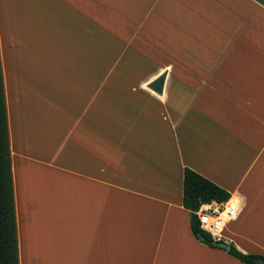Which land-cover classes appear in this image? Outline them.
I'll use <instances>...</instances> for the list:
<instances>
[{
  "label": "crops",
  "instance_id": "obj_1",
  "mask_svg": "<svg viewBox=\"0 0 264 264\" xmlns=\"http://www.w3.org/2000/svg\"><path fill=\"white\" fill-rule=\"evenodd\" d=\"M0 3L20 264H245L195 236L186 167L238 202L228 243L264 255V0ZM93 25L130 27L110 68Z\"/></svg>",
  "mask_w": 264,
  "mask_h": 264
},
{
  "label": "trees",
  "instance_id": "obj_2",
  "mask_svg": "<svg viewBox=\"0 0 264 264\" xmlns=\"http://www.w3.org/2000/svg\"><path fill=\"white\" fill-rule=\"evenodd\" d=\"M231 196L226 188L190 167L185 168L183 205L190 210L192 230L200 241L216 246L212 236L201 228L196 211L204 203H223L230 200ZM16 207L11 136L0 52V264H20ZM227 250L245 264H261L257 259L264 257L258 253H245L234 243Z\"/></svg>",
  "mask_w": 264,
  "mask_h": 264
},
{
  "label": "rangeland",
  "instance_id": "obj_3",
  "mask_svg": "<svg viewBox=\"0 0 264 264\" xmlns=\"http://www.w3.org/2000/svg\"><path fill=\"white\" fill-rule=\"evenodd\" d=\"M0 5H1V14H3V3H0ZM104 28H106V27H102L101 25H93L92 26L93 36L94 37L101 36L102 30ZM107 31H108V35L110 34L109 37H112V40L110 41V40L106 39V41L103 40L102 42H100L98 40V42L96 44V48H99L100 50H103V51L107 50L109 52V55H110V57L112 59L110 61V63H109V68H110L111 63L115 60V57L119 54V52H121L123 47H126L128 44L130 45V43H127L126 38H128L130 36L131 30H130V27H129L128 30L125 32L124 40L122 42L120 41L119 43L114 40V37L116 36L114 34V30H113V34L114 35L112 34V31H109L108 29H107ZM93 42H94V38H93ZM157 45H158V43H157ZM160 45H161V50L163 51V49H162L163 42L162 41L160 42ZM177 46H178V43H177ZM157 48L159 49L160 47L157 46ZM130 49H131V46H130ZM158 49L155 50L150 43H141V50H139V51L140 52H143L142 50H147L148 52L153 51V52H156L157 54L161 55V57H162L163 56V52L158 50ZM164 65H165V63L162 66H164ZM114 74L115 73L108 72L109 80L114 76ZM150 75L151 74L146 75L143 80L149 79ZM54 204L55 203L53 202L52 206H54ZM20 209H21V206H20ZM20 211H21V214L23 216L22 210H20ZM46 211L50 214V216L52 215V209L51 208L50 209L46 208ZM62 211H63V215H64L63 218L64 219L63 218L60 219V224H58L57 221H56L55 222V227H54V228L60 227V228H62L64 230V232H63V234L61 236L63 237V240H65V241H60L59 243H62V242L67 243L68 241L77 243L78 238L80 239V241H82V235L77 236L76 232L74 233V231L72 230L73 229L72 228L73 219H71V223L69 224V212H70V209H69V206H68L67 202H65V205H64ZM22 216H21V223H22ZM52 219H53V217H52ZM33 222L36 223V228H37V226L39 224L37 223V218L36 217H34ZM22 225L25 226V229L31 234H32L33 231L34 232L36 231V228L33 229L31 226L25 225V223H22ZM69 227H70V230H69ZM52 232H53V239H54V237H55L54 236V230H52ZM225 233H226V237L224 238V241H227V242L230 243L231 242L230 238L227 236L228 235L227 232H225ZM55 242H57V241L55 240ZM65 252H66V255H67V249H66Z\"/></svg>",
  "mask_w": 264,
  "mask_h": 264
},
{
  "label": "built area",
  "instance_id": "obj_4",
  "mask_svg": "<svg viewBox=\"0 0 264 264\" xmlns=\"http://www.w3.org/2000/svg\"><path fill=\"white\" fill-rule=\"evenodd\" d=\"M239 211L238 202L228 200L223 203L209 202L204 203L196 211L200 220V226L207 231L213 238L214 242L224 241L227 217Z\"/></svg>",
  "mask_w": 264,
  "mask_h": 264
},
{
  "label": "water",
  "instance_id": "obj_5",
  "mask_svg": "<svg viewBox=\"0 0 264 264\" xmlns=\"http://www.w3.org/2000/svg\"><path fill=\"white\" fill-rule=\"evenodd\" d=\"M167 76V72L165 71L164 73H161L155 80H153L150 83V87L154 90L157 91L159 93H161L163 91V86H164V82ZM216 246L222 247L224 249H229L230 244L227 241H216L215 242ZM258 262H260L261 264H264V257H259Z\"/></svg>",
  "mask_w": 264,
  "mask_h": 264
}]
</instances>
